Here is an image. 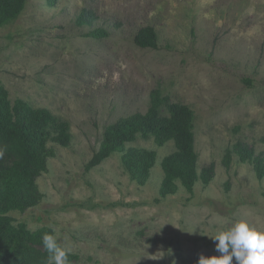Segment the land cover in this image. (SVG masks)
Instances as JSON below:
<instances>
[{"label":"rangeland","instance_id":"374dc122","mask_svg":"<svg viewBox=\"0 0 264 264\" xmlns=\"http://www.w3.org/2000/svg\"><path fill=\"white\" fill-rule=\"evenodd\" d=\"M8 11L0 12V85L11 102L48 109L70 133L67 146L47 142L39 199L9 210L12 224L48 229L70 264H197L221 255L210 237L233 222L264 228V175L234 149L264 152V0H22ZM83 11L93 19L80 25ZM145 26L156 48L135 45ZM97 28L106 36L87 35ZM154 89L192 109L197 170L213 164L209 181H176L161 195V161L175 148L152 135L125 148L155 152L144 184L122 152L86 170L104 127L145 113Z\"/></svg>","mask_w":264,"mask_h":264},{"label":"trees","instance_id":"16d2710c","mask_svg":"<svg viewBox=\"0 0 264 264\" xmlns=\"http://www.w3.org/2000/svg\"><path fill=\"white\" fill-rule=\"evenodd\" d=\"M22 0H0V12L13 15L19 10ZM16 8V9H15ZM15 9V10H14ZM93 16L83 11L78 17L80 25L92 22ZM106 31L97 28L88 36L101 38ZM134 43L141 48H156L157 34L153 27L140 28ZM249 82V80H247ZM149 106L145 113L121 117L104 127L97 151L86 164V170L101 163L115 152H122V163L130 177L138 184H144L156 162L154 151L140 148H126L138 135L153 136L157 144L171 140L174 151L163 157L161 168L163 180L160 194L175 190L176 181L187 188L202 179L207 182L213 174V164L198 173V154L194 145L192 109L179 102H171L162 96L159 89L151 91ZM53 140L61 146L70 142L67 122L54 116L48 109L28 106L21 100L11 102L7 90L0 85V264H47L48 253L42 245V236L49 233L46 228L30 230L23 224H12L9 210H25L36 204L39 192L36 178L46 166L51 151L47 142ZM234 149L240 160L250 161L259 177L264 175V152L254 155L241 144ZM228 151V149H227ZM225 155V163L230 158ZM73 258L69 255L68 259Z\"/></svg>","mask_w":264,"mask_h":264},{"label":"clouds","instance_id":"9594fccd","mask_svg":"<svg viewBox=\"0 0 264 264\" xmlns=\"http://www.w3.org/2000/svg\"><path fill=\"white\" fill-rule=\"evenodd\" d=\"M3 155L4 150L0 149V158ZM210 238L216 242V251L221 255H200L197 264H233V258L236 264H264V228L256 227L246 220H237ZM42 245L48 253L47 264H70L68 250L58 244L54 234L45 233Z\"/></svg>","mask_w":264,"mask_h":264}]
</instances>
